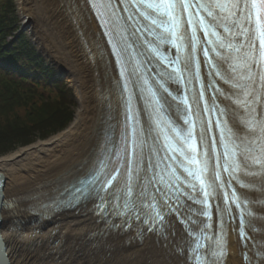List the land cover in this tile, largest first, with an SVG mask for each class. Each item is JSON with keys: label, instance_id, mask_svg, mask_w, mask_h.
Masks as SVG:
<instances>
[{"label": "snow or ice", "instance_id": "6c2138e0", "mask_svg": "<svg viewBox=\"0 0 264 264\" xmlns=\"http://www.w3.org/2000/svg\"><path fill=\"white\" fill-rule=\"evenodd\" d=\"M89 2L120 70V79L115 82L121 86L118 99L123 106L119 143L114 146L106 133L83 173L55 190L51 203L45 206H71L92 199L97 201L101 216L123 217L125 224L134 218L148 224L150 232H163L157 225L171 227L165 216H185L189 238L182 241L186 247L177 248V252H189L188 259L196 264H203L205 258L208 264H218L226 243L222 235L215 239L211 235L214 206L220 233L225 217L233 221L239 217L241 239L248 242L246 264H264V239L245 231L256 233L254 221L259 217L251 211L249 196L232 187L235 182L254 192L259 185L264 195V0ZM198 51L209 69L207 75L213 77L207 85L200 75ZM139 56H147L146 62L156 69L155 85L177 102V111L185 113L184 129L177 130L164 118V98L154 91ZM167 81L182 84L183 94L168 92ZM133 85L151 97L144 99L146 107L152 109V123L146 128L141 126L132 102ZM206 89L212 90L210 103L204 98ZM170 133L178 138V144ZM148 137L153 144L146 154ZM222 171L227 173L226 182L221 179ZM182 186L190 193H184ZM226 186L231 193L225 190L221 197L220 190ZM182 195L200 205L199 211L186 206ZM221 199L222 203H215ZM186 212L207 222L193 220ZM204 240L210 241L207 248Z\"/></svg>", "mask_w": 264, "mask_h": 264}, {"label": "bare ground", "instance_id": "6f19581e", "mask_svg": "<svg viewBox=\"0 0 264 264\" xmlns=\"http://www.w3.org/2000/svg\"><path fill=\"white\" fill-rule=\"evenodd\" d=\"M43 2L52 7V19L73 59L74 78L66 79L76 91L79 109L63 132L0 159V197L6 200L0 205V241L8 264H74V257L80 259L78 253L89 254L93 264H107L113 254L119 255L113 259L116 264L121 260L138 264H194L195 260L188 259L189 252H177V248L186 247L182 241L189 237L185 224L175 213L165 216L171 227L157 225L163 227V232H150L148 224L134 218L125 224L123 217L101 216L95 206L97 201L92 199L67 207L45 206L51 203L55 190L83 173L105 134L118 132L123 109L118 99L120 86L115 83L120 79L116 62L89 1ZM21 5L28 23H32L35 6L29 0H21ZM33 35L40 45L35 32ZM209 80L206 78V82ZM217 83L227 87L221 81ZM169 109L178 120L181 113L176 115L171 104ZM234 185L239 193L249 196L250 208L259 217L254 221L256 233L246 228L248 235L264 239V195L259 185L254 192L235 182ZM183 203L196 208L187 198ZM185 215L200 219L194 213ZM238 225V221L225 220L220 233L217 217L213 218L211 232L222 235L226 243V252L218 264H246L244 252L248 242L241 239Z\"/></svg>", "mask_w": 264, "mask_h": 264}, {"label": "trees", "instance_id": "16d2710c", "mask_svg": "<svg viewBox=\"0 0 264 264\" xmlns=\"http://www.w3.org/2000/svg\"><path fill=\"white\" fill-rule=\"evenodd\" d=\"M18 21L15 0H0V154L62 131L77 104Z\"/></svg>", "mask_w": 264, "mask_h": 264}, {"label": "rangeland", "instance_id": "374dc122", "mask_svg": "<svg viewBox=\"0 0 264 264\" xmlns=\"http://www.w3.org/2000/svg\"><path fill=\"white\" fill-rule=\"evenodd\" d=\"M29 1H30L31 6H35L34 12L32 11V13H31L32 23H28L29 19L26 17V14H24V11L22 10L23 6L21 5V0H15L16 7H17V14L19 16L18 22L21 25L20 30H22L23 32H25L28 35V37L32 40L33 44L36 43V41L33 38V36H34L33 34L35 32L36 36L40 39V41H38L40 43V45L39 44H37V45L39 47H42V49L44 50L43 53H41V54L45 57V59L47 60V62L50 65H51L50 60L52 59L53 61H55L59 65L63 66L64 68L69 69L71 71H74L72 69V67H74V62H73V59H72L71 54L69 52V48L66 49V47L63 45L62 40L60 38V29L54 23V21L52 19V12H53L52 7L45 5L43 0H36L37 4H39V5L35 4L34 0H29ZM37 45L35 44L34 46L36 48H38ZM69 86H70V84H69ZM73 91L75 93V98H76V103H77V94H76V91L74 88H73ZM78 109H79V107L76 104V106L74 107V112L77 113ZM75 113H74V115H75ZM65 129L49 136L48 138L55 136V135L59 134L60 132H63ZM48 138H46V139H48ZM46 139L38 138L29 144L18 146L9 152L0 154V159L3 158L4 156H7L11 152H15L18 149L28 148V147L34 145L35 143H37L39 141H44ZM78 255H79L80 259H75V257H74V264H93L91 256H89V254H87V253H82V254L80 253L79 254L78 253ZM116 256H119V255L113 254L110 261L107 264H116L113 260L116 258ZM121 256L122 255H120V257ZM121 261L122 262H119L117 264H138L136 261L135 262L128 261V260L127 261L121 260Z\"/></svg>", "mask_w": 264, "mask_h": 264}, {"label": "water", "instance_id": "95a60500", "mask_svg": "<svg viewBox=\"0 0 264 264\" xmlns=\"http://www.w3.org/2000/svg\"><path fill=\"white\" fill-rule=\"evenodd\" d=\"M37 45V43H34V45ZM38 46V45H37ZM38 51L40 53H43V49L42 47H39L38 46ZM51 61V65L54 66L56 68V70L58 71L59 75L63 78L66 79V77H73L74 78V72L69 70V69H66L64 68L63 66L59 65L58 63H56L55 61H53L52 59L50 60ZM72 79V78H71ZM66 81L70 84V86L73 88V86L71 85V83L68 81V79H66ZM232 187H234V184L232 185ZM230 193H231V189H230ZM6 203V200H3L1 197H0V205L2 204H5ZM229 203H231L229 201ZM67 207L68 205H62L61 207ZM60 207V206H59ZM233 214L235 215L237 213V209L235 208V206H233ZM252 211V210H251ZM254 215V214H253ZM202 220H203V217H201ZM225 220L226 221H233V220H230L228 217H225ZM205 222H207L206 220H204ZM235 221H238L239 222V217L237 216L236 220ZM234 221V222H235ZM129 227V226H128ZM246 233H247V229H245ZM248 234V233H247ZM3 245V241H0V264H8V261H7V256H6V252L3 251L4 250V245ZM3 248V249H2Z\"/></svg>", "mask_w": 264, "mask_h": 264}]
</instances>
